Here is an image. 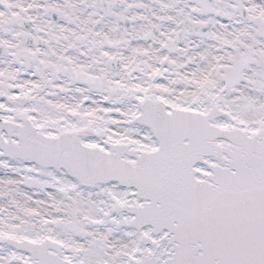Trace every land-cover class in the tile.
<instances>
[{
	"label": "snow or ice",
	"instance_id": "6c2138e0",
	"mask_svg": "<svg viewBox=\"0 0 264 264\" xmlns=\"http://www.w3.org/2000/svg\"><path fill=\"white\" fill-rule=\"evenodd\" d=\"M0 264H264V0H0Z\"/></svg>",
	"mask_w": 264,
	"mask_h": 264
}]
</instances>
